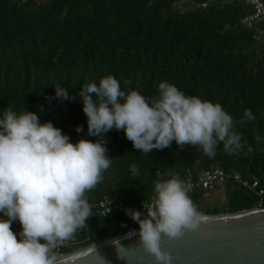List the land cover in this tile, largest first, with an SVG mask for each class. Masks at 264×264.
I'll return each mask as SVG.
<instances>
[{
  "label": "trees",
  "instance_id": "1",
  "mask_svg": "<svg viewBox=\"0 0 264 264\" xmlns=\"http://www.w3.org/2000/svg\"><path fill=\"white\" fill-rule=\"evenodd\" d=\"M250 13L244 3L228 0H0V110L35 112L73 144L95 141L87 135L79 91L112 75L125 92L154 97L165 81L185 95L219 103L242 136L238 152L228 154L221 145L209 158L175 142L142 154L122 130L106 133L111 166L85 193L91 216L66 241L71 247L64 254L139 228L123 213L102 217L98 203L108 194L131 205L147 200L158 175L184 180L221 169L242 183L228 181L227 209L206 213L259 205L257 193L264 191V35L242 24ZM54 86L63 88L69 101L56 98ZM248 109L254 119L244 116ZM77 126H83L81 133ZM203 194L194 193L196 208ZM11 230L19 233V222Z\"/></svg>",
  "mask_w": 264,
  "mask_h": 264
},
{
  "label": "clouds",
  "instance_id": "2",
  "mask_svg": "<svg viewBox=\"0 0 264 264\" xmlns=\"http://www.w3.org/2000/svg\"><path fill=\"white\" fill-rule=\"evenodd\" d=\"M54 88L56 98L69 101L63 88ZM79 97L87 135L95 141L80 139L73 144L52 122L41 123L35 112L0 110V214L6 217L0 218V264H55V249L91 216L85 193L111 166L104 137L113 129L122 130L142 154L169 148L173 142L180 148L194 146L209 158L221 145L228 154L243 146L232 116L222 105L185 95L165 81L158 84L156 96L145 97L137 90L125 92L118 79L107 75L98 83L83 85ZM244 116L254 119L250 109ZM75 131L81 133L83 126ZM152 192L150 201L142 203L144 212L125 209V215L139 226L138 233L131 230L125 238L138 235L156 264H172L170 253L161 248L162 237L180 239L195 231L204 218L179 175H158ZM13 222H19V233L11 230ZM112 244L122 259L119 240ZM92 260L106 264L96 248Z\"/></svg>",
  "mask_w": 264,
  "mask_h": 264
},
{
  "label": "water",
  "instance_id": "3",
  "mask_svg": "<svg viewBox=\"0 0 264 264\" xmlns=\"http://www.w3.org/2000/svg\"><path fill=\"white\" fill-rule=\"evenodd\" d=\"M200 226L177 240L162 237L161 248L172 264H264V207L222 214L200 212ZM137 233L139 228L133 229ZM120 233L105 237L71 253L58 256L55 264H93L94 249L106 264H156L139 243L138 235ZM119 240L120 255L112 241Z\"/></svg>",
  "mask_w": 264,
  "mask_h": 264
},
{
  "label": "built area",
  "instance_id": "4",
  "mask_svg": "<svg viewBox=\"0 0 264 264\" xmlns=\"http://www.w3.org/2000/svg\"><path fill=\"white\" fill-rule=\"evenodd\" d=\"M232 2H241L247 5L251 9V13L248 14L243 20L242 24L248 28H260L261 33L264 35V5L262 0H228ZM206 6V5H204ZM234 180L235 182L242 183V180L239 176H231L224 173L221 169H212L206 171L202 176L198 178L187 177L184 179L188 187V194L190 198H193V195L196 191H205L207 193L213 192L219 183H227L228 181ZM257 184L253 185L255 190ZM259 197V205L263 207L264 203V191L260 190L257 193ZM152 197V196H151ZM151 197L146 202L150 201ZM110 201V205H109ZM144 200L136 204H126L117 194H108L105 195L97 206V213L102 217L110 216L114 213H123L125 214V209H134L144 212L142 203ZM194 202V200H193ZM110 206L111 211L108 214V207ZM71 244L64 241L57 249H55L56 257L64 255L66 248H70Z\"/></svg>",
  "mask_w": 264,
  "mask_h": 264
},
{
  "label": "rangeland",
  "instance_id": "5",
  "mask_svg": "<svg viewBox=\"0 0 264 264\" xmlns=\"http://www.w3.org/2000/svg\"><path fill=\"white\" fill-rule=\"evenodd\" d=\"M226 187L227 183H219L217 188L213 192L203 194L198 199L197 209L202 211L203 213L214 212L216 209H227L226 206L228 204V197Z\"/></svg>",
  "mask_w": 264,
  "mask_h": 264
},
{
  "label": "bare ground",
  "instance_id": "6",
  "mask_svg": "<svg viewBox=\"0 0 264 264\" xmlns=\"http://www.w3.org/2000/svg\"><path fill=\"white\" fill-rule=\"evenodd\" d=\"M262 2H263L262 4L264 5V1L263 0H262ZM205 7H207V6H205Z\"/></svg>",
  "mask_w": 264,
  "mask_h": 264
}]
</instances>
